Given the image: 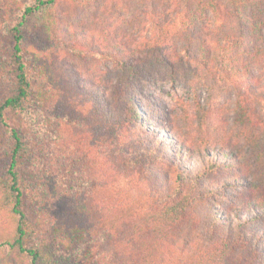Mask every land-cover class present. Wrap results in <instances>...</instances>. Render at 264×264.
<instances>
[{
	"label": "trees",
	"instance_id": "1",
	"mask_svg": "<svg viewBox=\"0 0 264 264\" xmlns=\"http://www.w3.org/2000/svg\"><path fill=\"white\" fill-rule=\"evenodd\" d=\"M149 1L153 49L176 40L167 72L205 95L193 116L144 112L148 70L109 34L106 85L32 80L38 48L58 45L59 0L0 27V264H264V0Z\"/></svg>",
	"mask_w": 264,
	"mask_h": 264
},
{
	"label": "rangeland",
	"instance_id": "2",
	"mask_svg": "<svg viewBox=\"0 0 264 264\" xmlns=\"http://www.w3.org/2000/svg\"><path fill=\"white\" fill-rule=\"evenodd\" d=\"M32 2L33 0H0V27L13 23L24 6L30 5ZM59 2L63 22L60 25L61 32L58 45L52 47L50 51L47 48H38L39 50H47V52L39 57L40 65H35L36 69L32 72V80L37 82L42 80V78L37 77L38 71L42 70L43 72L46 71L48 75L53 73L55 79H63L74 90L77 86L81 89L90 90L92 87L106 85L107 82L113 80L114 75L111 71L113 64H107L105 59H99L98 52L100 49L96 41L109 34L118 38L121 43L123 41L126 47L131 48L141 66L143 65L148 70L147 78L135 82L134 85L137 101L144 112L147 106L152 108L158 106L171 112L176 111L178 114H182L183 110H186L190 116H193L195 103L204 99V93L196 95L190 92L182 82L175 81L167 72L169 63L165 58H172L179 51L177 41L170 42L160 51L154 50L152 47L153 41L157 37L156 30L147 21L145 14L148 12L147 16H149V13L154 10L159 12L161 9H156L157 4L151 5L149 0H91L90 2L87 0L84 6L73 4L69 0H59ZM85 32H91L89 34L94 35L91 38L92 42L79 39ZM139 40L149 43L150 48L141 47L142 44H139ZM83 42L89 43L90 54L76 57L68 51L67 47ZM101 46L103 44L100 43ZM144 50H147L146 54ZM254 66L251 65V67ZM91 92L95 94L94 89ZM34 115H31L29 120L34 125H38L31 120ZM160 123L162 121L150 125L146 121L145 126L141 128L144 130L152 126L157 129ZM143 148L146 152V148ZM133 149L135 151V148L131 150ZM190 165L194 166L193 163ZM227 192L230 191L227 190Z\"/></svg>",
	"mask_w": 264,
	"mask_h": 264
}]
</instances>
